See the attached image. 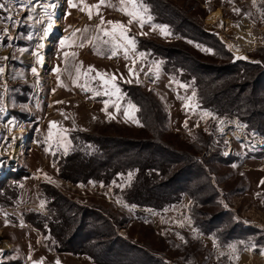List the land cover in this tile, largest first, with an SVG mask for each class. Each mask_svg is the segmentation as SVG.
<instances>
[{"label":"rangeland","instance_id":"rangeland-1","mask_svg":"<svg viewBox=\"0 0 264 264\" xmlns=\"http://www.w3.org/2000/svg\"><path fill=\"white\" fill-rule=\"evenodd\" d=\"M0 2V264H264V125L202 108L162 57L264 69V0H143V26L121 0Z\"/></svg>","mask_w":264,"mask_h":264},{"label":"trees","instance_id":"trees-1","mask_svg":"<svg viewBox=\"0 0 264 264\" xmlns=\"http://www.w3.org/2000/svg\"><path fill=\"white\" fill-rule=\"evenodd\" d=\"M199 32H201V30ZM164 51L166 52H163L164 54L162 57L165 59L166 63L163 65V69L166 73L178 77L185 85L195 88L196 98L202 108L217 115L229 114L238 116L241 112L242 119H246L250 125H264V123L261 122V116L264 114V96H259L257 93L258 84L261 78L264 77V69L260 68V64L227 62L224 65H213L203 63L200 59L187 51L175 50L173 53H170L172 51L170 49H165ZM227 55L228 52L224 51L222 52L223 57L220 58L224 59ZM239 65H241V68H238ZM168 66H170V69H168ZM240 70H243L242 74H244L245 77H249L246 79L241 77ZM248 87L250 88L249 90H247ZM140 98H144L143 105L140 101V107L143 112L144 110L147 112V104L151 106V102L145 96H141ZM144 116L146 117L145 112ZM161 149L163 148L159 147V145H155L153 146V153H149L146 159L143 160L144 156H139L136 152V154H131L133 157L125 162L122 161L115 165H118L117 168H120L121 166H133L138 164V160L147 162L155 161L156 154L160 153L162 151ZM92 155L99 157L96 153ZM98 163L100 165L101 162L99 161ZM160 163H158L157 166H159ZM140 173H142V170ZM146 174L149 173L147 172L144 175L146 176ZM141 189L143 192V188ZM173 189L176 188L174 187L172 190ZM139 192L141 191L139 190ZM153 192L154 191H152V193ZM146 204L151 203H145L144 205ZM118 240L119 238L116 241ZM114 257L117 258V256Z\"/></svg>","mask_w":264,"mask_h":264},{"label":"snow or ice","instance_id":"snow-or-ice-1","mask_svg":"<svg viewBox=\"0 0 264 264\" xmlns=\"http://www.w3.org/2000/svg\"><path fill=\"white\" fill-rule=\"evenodd\" d=\"M71 3V0H70ZM104 0H100V4H103ZM129 4L131 5V10H129L128 7L124 6L125 4ZM121 11L125 12L126 15H128L129 17H131V19L129 20V24H131L134 20L138 21L140 23L141 26H143L144 23L151 21L152 17L149 15L147 16V20H145L144 18V14L148 12V8L147 6L143 3V0H121ZM21 6L23 7V0H21ZM75 6V5H72ZM99 4L94 5L93 7L97 8V10L99 9ZM5 8V3L0 2V9ZM239 11V10H237ZM89 17L91 18V11H89ZM8 19H14V17L12 15H9L7 17ZM101 23L103 24L104 21L101 18ZM108 24L113 26V31L112 32H108V31H104V35H109L112 37L113 40L116 39V33H118L119 37L121 38V40L124 42L122 44L117 45V47H123L125 50V54L127 55L128 52V47L130 46L132 49H135L136 47V39L134 36H129V29L127 27H125L123 25V23L121 22H113V21H108ZM51 27V25H49V28ZM160 28L161 33L164 35L169 34L167 32V26H157ZM75 35V33L73 34ZM99 38V37H97ZM62 46L64 45V41H61ZM83 45H81L82 47ZM41 47H43V45H41ZM206 51H211L210 49H206ZM115 51L113 52V55H115ZM65 58H67L69 55L75 56L76 53H65ZM141 56L144 55V53H140ZM33 73L36 72V69L33 68L32 69ZM56 71H59V69H56ZM95 71V69L93 68V66H89L87 72L84 73V75H87L88 72H92ZM129 71L131 72L132 69H129ZM0 72H3V68H0ZM77 72L78 74L80 73V68H77ZM97 76L100 77L101 80H103V83L105 86H107L110 81L107 79H104L105 74H101V73H97ZM115 77L112 78V80H114ZM186 87V86H185ZM112 88L115 89V91L118 93L119 92V88L112 83ZM105 95H109V94H114L111 92V90L107 89L106 87V91L104 93ZM194 95V94H193ZM120 97H117V99H119ZM105 108L103 109L104 111H107L108 108V101H105ZM117 107V110H119V105H115ZM187 107V105H186ZM128 108L135 110V105L131 104V102H129L128 104ZM125 115L128 116V112H125ZM206 115H211L210 113H206ZM138 122V121H137ZM57 122L52 121L50 122V127H49V138L51 139L53 136V131L52 128L56 125ZM67 130L66 129H59L58 130V134H60L61 136H63L64 134H66ZM262 183H264V181H262ZM233 247V250H235V246H231Z\"/></svg>","mask_w":264,"mask_h":264},{"label":"bare ground","instance_id":"bare-ground-1","mask_svg":"<svg viewBox=\"0 0 264 264\" xmlns=\"http://www.w3.org/2000/svg\"><path fill=\"white\" fill-rule=\"evenodd\" d=\"M61 1L62 0H58V4H57V8H60V5H61ZM218 14V13H217ZM217 14H212L211 16H209L208 18H207V21H206V23H213L214 22V16H216ZM214 15V16H213ZM59 27H60V24L58 23V20H56V19H54L53 20V22H52V25H51V29H52V31L53 32H55V31H57L58 29H59ZM246 31V30H245ZM55 35V34H54ZM49 36V35H48ZM52 36V35H51ZM49 38V37H48ZM51 38V37H50ZM251 39H254L253 37H251ZM47 43V42H46ZM48 44V43H47ZM228 46H230V45H228ZM250 46V45H249ZM231 47V46H230ZM240 52V51H239ZM18 133H24L25 131L24 130H18L17 131ZM24 135V134H23ZM22 137V136H21ZM16 151H17V149H16ZM17 153V152H16ZM14 157L16 156V155H13Z\"/></svg>","mask_w":264,"mask_h":264},{"label":"built area","instance_id":"built-area-1","mask_svg":"<svg viewBox=\"0 0 264 264\" xmlns=\"http://www.w3.org/2000/svg\"><path fill=\"white\" fill-rule=\"evenodd\" d=\"M146 76L144 77L145 78V80L147 81V82H154L155 81V77L152 75V74H150V73H147V74H145Z\"/></svg>","mask_w":264,"mask_h":264}]
</instances>
